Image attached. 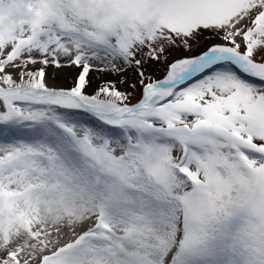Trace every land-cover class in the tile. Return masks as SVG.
<instances>
[{"label": "snow or ice", "instance_id": "6c2138e0", "mask_svg": "<svg viewBox=\"0 0 264 264\" xmlns=\"http://www.w3.org/2000/svg\"><path fill=\"white\" fill-rule=\"evenodd\" d=\"M0 264H264V0H0Z\"/></svg>", "mask_w": 264, "mask_h": 264}]
</instances>
